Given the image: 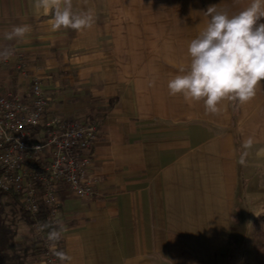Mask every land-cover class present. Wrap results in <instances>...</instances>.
I'll return each mask as SVG.
<instances>
[{"label":"crops","instance_id":"1","mask_svg":"<svg viewBox=\"0 0 264 264\" xmlns=\"http://www.w3.org/2000/svg\"><path fill=\"white\" fill-rule=\"evenodd\" d=\"M250 3L73 0L74 12L94 10L93 26L52 32V13L36 0H0V51L14 54L0 58V92L28 96L38 79L55 113L98 122L90 168L97 197L60 191L62 246L72 257L64 264H223L242 238L246 201L255 206L246 219L253 238L264 214V86L244 105L225 101L219 115L167 87L189 66L206 9L235 15ZM15 25L31 31L5 40ZM249 136L256 143L242 167ZM28 260L49 264L42 251Z\"/></svg>","mask_w":264,"mask_h":264},{"label":"built area","instance_id":"2","mask_svg":"<svg viewBox=\"0 0 264 264\" xmlns=\"http://www.w3.org/2000/svg\"><path fill=\"white\" fill-rule=\"evenodd\" d=\"M23 67L20 63L17 69L25 77ZM97 138V121L51 110V98L38 79L31 82L28 96L0 92V191L20 195L49 264L57 262L44 239L47 232L37 230L42 223L37 216L44 208L48 221H63L62 188L82 199L97 197L98 181L90 170Z\"/></svg>","mask_w":264,"mask_h":264},{"label":"clouds","instance_id":"3","mask_svg":"<svg viewBox=\"0 0 264 264\" xmlns=\"http://www.w3.org/2000/svg\"><path fill=\"white\" fill-rule=\"evenodd\" d=\"M36 7L45 13L51 12L50 30L61 28L81 31L90 29L95 22L94 10L74 12L73 0H36ZM205 15L210 19L206 26L193 38L187 47L190 63L187 69H180L168 81L170 96L181 95L185 101H203L205 114L219 115L225 101L244 105L264 86V0L251 3L238 14L229 15L217 5L209 6ZM31 31L29 25H15L4 34L5 40H23ZM13 50L0 51V58L7 60ZM154 81L149 86L154 85ZM256 143L249 136L241 144L238 163L247 166V157ZM44 237L49 251L61 264L72 257L57 249L58 242L66 231L63 221L54 218L37 226Z\"/></svg>","mask_w":264,"mask_h":264},{"label":"trees","instance_id":"4","mask_svg":"<svg viewBox=\"0 0 264 264\" xmlns=\"http://www.w3.org/2000/svg\"><path fill=\"white\" fill-rule=\"evenodd\" d=\"M9 208V211L7 209ZM24 222L30 234L33 235L32 224L34 218L24 211L20 195L14 192L0 191V264H31L28 260L30 255L40 253L37 241L32 238L30 245L17 247V222L16 215ZM42 223L48 221L44 208L37 216ZM47 232V230H45ZM254 237L260 238L261 242L255 246V255L258 264H264V214L255 221ZM58 250H63L62 239L57 244ZM57 263H61L53 254Z\"/></svg>","mask_w":264,"mask_h":264},{"label":"rangeland","instance_id":"5","mask_svg":"<svg viewBox=\"0 0 264 264\" xmlns=\"http://www.w3.org/2000/svg\"><path fill=\"white\" fill-rule=\"evenodd\" d=\"M245 205H248L249 208L245 214L242 238L240 239L238 246L234 244L232 245L228 256V262L223 260L224 261L223 264H258L255 255V246L257 243L261 242V239L254 237V230H253V238H252L253 225L250 223V221H246L247 218L252 216V212H253L252 210L255 209V206L253 203L251 204L250 201H246ZM7 211H9V208L7 209ZM15 221L17 222V227H18L17 237L15 241L17 247L21 248L22 243H27L29 241V237L31 236V234L29 233L24 222L21 221V219H19L18 214L15 217Z\"/></svg>","mask_w":264,"mask_h":264}]
</instances>
